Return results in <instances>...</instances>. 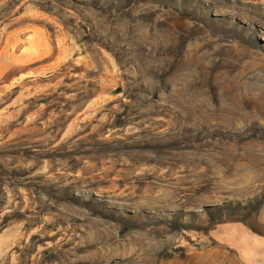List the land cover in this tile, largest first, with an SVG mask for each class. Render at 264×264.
Returning <instances> with one entry per match:
<instances>
[{"label": "rangeland", "instance_id": "obj_1", "mask_svg": "<svg viewBox=\"0 0 264 264\" xmlns=\"http://www.w3.org/2000/svg\"><path fill=\"white\" fill-rule=\"evenodd\" d=\"M262 263L264 0H0V264Z\"/></svg>", "mask_w": 264, "mask_h": 264}, {"label": "crops", "instance_id": "obj_2", "mask_svg": "<svg viewBox=\"0 0 264 264\" xmlns=\"http://www.w3.org/2000/svg\"><path fill=\"white\" fill-rule=\"evenodd\" d=\"M219 232L223 233L224 241L230 243V245H233L239 251L242 258H245L246 255L248 257L246 259L251 260V255L246 252L252 249L250 245L252 240L250 238H243L238 227H221L216 230V233Z\"/></svg>", "mask_w": 264, "mask_h": 264}]
</instances>
